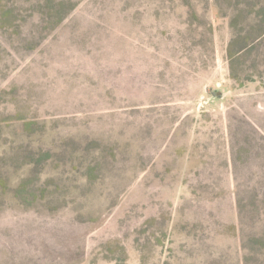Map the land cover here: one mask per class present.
<instances>
[{
    "label": "rangeland",
    "instance_id": "obj_1",
    "mask_svg": "<svg viewBox=\"0 0 264 264\" xmlns=\"http://www.w3.org/2000/svg\"><path fill=\"white\" fill-rule=\"evenodd\" d=\"M0 264H264V0H0Z\"/></svg>",
    "mask_w": 264,
    "mask_h": 264
}]
</instances>
